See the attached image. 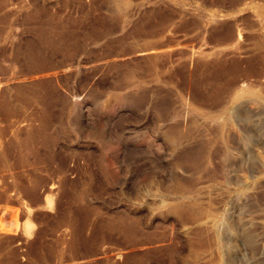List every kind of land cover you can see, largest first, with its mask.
Returning a JSON list of instances; mask_svg holds the SVG:
<instances>
[{
    "label": "rangeland",
    "instance_id": "374dc122",
    "mask_svg": "<svg viewBox=\"0 0 264 264\" xmlns=\"http://www.w3.org/2000/svg\"><path fill=\"white\" fill-rule=\"evenodd\" d=\"M231 1L6 0L0 264H264V2Z\"/></svg>",
    "mask_w": 264,
    "mask_h": 264
},
{
    "label": "bare ground",
    "instance_id": "6f19581e",
    "mask_svg": "<svg viewBox=\"0 0 264 264\" xmlns=\"http://www.w3.org/2000/svg\"><path fill=\"white\" fill-rule=\"evenodd\" d=\"M242 0H232L230 2V5L233 7H237L239 4H241ZM262 2H264V0H261ZM5 3L6 0H0V22L5 20L6 18L9 17V12H7L5 10ZM263 4V3H262ZM261 10H264V8L262 7ZM33 18V17H32ZM3 23V22H2ZM2 29L0 28V33H1ZM258 44L261 43V40L258 39ZM20 51V52H19ZM4 57H9L11 60H14L15 62L18 63L19 68H26L29 69L31 72L34 70L35 68V58L34 56H32L31 54H24V52L22 50H20V48H17L14 52H7L6 49L3 46H0V73L1 72H5L6 70H8V67H6V65L4 66V64L2 63V60L4 59ZM150 57V56H149ZM13 61V62H14ZM22 70V69H21ZM234 84V83H233ZM230 92V91H229ZM231 93V92H230ZM229 93V94H230ZM233 95V93H232ZM234 96V95H233ZM47 98V97H46ZM44 99V98H43ZM13 100H15L17 103L19 104H24V105H31L33 106L34 104V97L30 96V95H26L25 93L23 94H15ZM42 100V98H41ZM44 102V101H43ZM42 103V102H41ZM46 105V103H44ZM224 102L219 103L218 106L219 107H224ZM13 105V104H12ZM47 107V105H46ZM0 108L2 110V115L7 116L9 113V108L7 105V99H5V97L3 99L0 100ZM41 109V108H40ZM48 109V108H46ZM41 113V112H40ZM43 113V112H42ZM47 114V113H45ZM30 115V114H29ZM43 115V114H42ZM41 116V115H40ZM49 116V115H48ZM47 118V117H46ZM47 121V120H46ZM5 130V129H4ZM36 130V129H35ZM32 131V130H31ZM172 134V133H171ZM173 136V135H172ZM174 139V138H173ZM11 146V145H10ZM2 148V147H1ZM3 152V151H2ZM39 181V180H38ZM38 192V191H37ZM37 194V193H36ZM39 194V193H38ZM38 196V195H37ZM35 197V195H34ZM41 197V196H40ZM34 199V198H32ZM38 199V197L36 198ZM41 199V198H39ZM34 201V200H33ZM121 220V219H120ZM14 223V222H13ZM113 229H117L120 232L124 233V235L128 238V239H134L136 235L135 233V229L132 226H128V224H124L122 221H118L115 225L111 226ZM44 233V232H43ZM40 235V234H39ZM43 235V234H42ZM41 235V236H42ZM60 238V237H59ZM57 239V238H56ZM37 240V239H36ZM42 240V239H41ZM40 240V241H41ZM62 240V239H61ZM38 241V240H37ZM32 243V242H31ZM58 243V242H57ZM37 244H41V242H37ZM33 245V244H32ZM35 245V244H34ZM42 246V244H41ZM55 246V245H54ZM33 248V247H32ZM49 251V250H48ZM40 257V256H39ZM43 263V262H42Z\"/></svg>",
    "mask_w": 264,
    "mask_h": 264
}]
</instances>
